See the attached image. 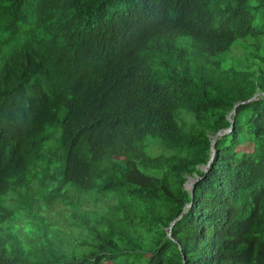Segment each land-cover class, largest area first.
Returning a JSON list of instances; mask_svg holds the SVG:
<instances>
[{
	"label": "trees",
	"instance_id": "1",
	"mask_svg": "<svg viewBox=\"0 0 264 264\" xmlns=\"http://www.w3.org/2000/svg\"><path fill=\"white\" fill-rule=\"evenodd\" d=\"M59 147L78 174L108 166L106 204L59 207L70 228L42 249L0 234V264H182L217 212H260L264 264V0H0V208L4 179Z\"/></svg>",
	"mask_w": 264,
	"mask_h": 264
},
{
	"label": "clouds",
	"instance_id": "2",
	"mask_svg": "<svg viewBox=\"0 0 264 264\" xmlns=\"http://www.w3.org/2000/svg\"><path fill=\"white\" fill-rule=\"evenodd\" d=\"M130 73L132 74V72ZM121 75L122 73H120ZM132 81L135 90L140 92L141 87H135L134 74H132ZM116 94L117 92L114 91L105 104L101 103L103 111L106 104H112ZM147 96L150 98L164 96L157 81L152 85ZM212 148L213 159L215 157V142L212 143ZM43 153L45 158L42 161L33 160L28 167L13 171L9 177L4 179L5 186L2 187L6 198L2 201L3 207L0 208V234L10 242L22 240L32 250L42 249L43 240L46 242L57 241V233L61 226L70 228L71 218L67 215H59L57 213L59 207L64 208L77 199L84 200L82 206L88 210H98L106 204L105 193L98 195L96 189H99L102 184L100 173L108 166L92 160L78 174L74 169L73 158L64 148H58V161H53L45 148ZM3 167H10V163L2 159V155H0V170ZM11 178L13 179L9 183ZM199 179V177L191 176L186 182V188L191 191L192 196H194V185ZM79 181L84 182L82 188L77 184ZM44 184L50 186L54 192L56 190L63 192L66 195L65 199H50V196L40 190ZM87 186L91 188L87 190ZM79 190L80 195L77 194ZM17 204H20L19 208L15 207ZM191 205L192 203L188 206ZM259 215L260 212H251V218L233 220H230L229 214L225 212L204 216L205 219L207 218V222L201 225V228L213 232L211 241L196 242L194 248L197 258L195 260L188 259L184 253L182 264L256 263V257L263 248V241L257 244L254 238L255 224ZM75 233L80 234L76 231ZM226 254L231 255L236 261H225L224 255Z\"/></svg>",
	"mask_w": 264,
	"mask_h": 264
},
{
	"label": "bare ground",
	"instance_id": "3",
	"mask_svg": "<svg viewBox=\"0 0 264 264\" xmlns=\"http://www.w3.org/2000/svg\"><path fill=\"white\" fill-rule=\"evenodd\" d=\"M256 96H257V95H256ZM256 96H255V97H256ZM255 97H254V98H255ZM229 130H230V129H228V131H229ZM218 135H219V134H218ZM218 135H217V136H218ZM217 136L214 137L213 142L216 141V137H217Z\"/></svg>",
	"mask_w": 264,
	"mask_h": 264
},
{
	"label": "rangeland",
	"instance_id": "4",
	"mask_svg": "<svg viewBox=\"0 0 264 264\" xmlns=\"http://www.w3.org/2000/svg\"><path fill=\"white\" fill-rule=\"evenodd\" d=\"M228 130H226V132H227ZM106 264H109V263H106Z\"/></svg>",
	"mask_w": 264,
	"mask_h": 264
},
{
	"label": "water",
	"instance_id": "5",
	"mask_svg": "<svg viewBox=\"0 0 264 264\" xmlns=\"http://www.w3.org/2000/svg\"><path fill=\"white\" fill-rule=\"evenodd\" d=\"M213 143V142H212Z\"/></svg>",
	"mask_w": 264,
	"mask_h": 264
}]
</instances>
